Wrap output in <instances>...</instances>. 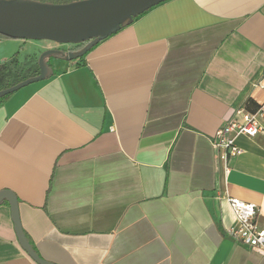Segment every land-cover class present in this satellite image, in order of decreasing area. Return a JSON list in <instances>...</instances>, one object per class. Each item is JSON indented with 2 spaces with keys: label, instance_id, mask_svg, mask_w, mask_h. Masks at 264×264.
Instances as JSON below:
<instances>
[{
  "label": "crops",
  "instance_id": "crops-1",
  "mask_svg": "<svg viewBox=\"0 0 264 264\" xmlns=\"http://www.w3.org/2000/svg\"><path fill=\"white\" fill-rule=\"evenodd\" d=\"M5 43L0 53L15 52ZM48 63L49 78L0 106V192L16 195L40 256L264 264L228 233L236 220L226 198L255 203L264 227V134L238 136L227 163L213 145L237 108L264 103V0H167L83 61ZM0 264H38L7 200Z\"/></svg>",
  "mask_w": 264,
  "mask_h": 264
},
{
  "label": "water",
  "instance_id": "water-1",
  "mask_svg": "<svg viewBox=\"0 0 264 264\" xmlns=\"http://www.w3.org/2000/svg\"><path fill=\"white\" fill-rule=\"evenodd\" d=\"M167 0H73L57 3L41 0H0V34L16 39L49 40L72 45L47 48L38 58L39 72L8 88L0 90V98L30 84L49 78L53 68L49 57L73 61L87 54L95 45L136 17ZM83 46L75 49L77 45ZM10 203L12 219L21 246L38 264H56L40 256L31 246L23 230L19 202L9 191L0 192V204Z\"/></svg>",
  "mask_w": 264,
  "mask_h": 264
},
{
  "label": "built area",
  "instance_id": "built-area-1",
  "mask_svg": "<svg viewBox=\"0 0 264 264\" xmlns=\"http://www.w3.org/2000/svg\"><path fill=\"white\" fill-rule=\"evenodd\" d=\"M258 134H264V103L255 113L242 106L237 108L233 117L217 130L213 145L219 151L220 159L227 163L230 157L240 153L235 144L238 136L254 137ZM226 198L236 220L235 225L228 228V233L264 255V227L258 225L259 207L233 196L228 195Z\"/></svg>",
  "mask_w": 264,
  "mask_h": 264
},
{
  "label": "rangeland",
  "instance_id": "rangeland-1",
  "mask_svg": "<svg viewBox=\"0 0 264 264\" xmlns=\"http://www.w3.org/2000/svg\"><path fill=\"white\" fill-rule=\"evenodd\" d=\"M0 40L1 41L5 40L7 42L5 44L14 45L16 47L15 52H13L11 48L9 49L6 47V49L2 53H0V57L10 56L9 58H7L10 59L13 55L17 53L20 58L24 59L28 55H32V54L37 55V59L35 60V63L31 65V67L26 68V70L23 72L24 79L33 76L39 72L38 58L41 52L43 51L42 49L60 48V47L67 48L68 46H70L68 44H58L49 40L16 39V38H9L3 36H0ZM52 59H53L52 57H49L47 60H52ZM3 61L4 60H1L0 63Z\"/></svg>",
  "mask_w": 264,
  "mask_h": 264
},
{
  "label": "trees",
  "instance_id": "trees-1",
  "mask_svg": "<svg viewBox=\"0 0 264 264\" xmlns=\"http://www.w3.org/2000/svg\"><path fill=\"white\" fill-rule=\"evenodd\" d=\"M41 1H53V2H57V3H63V2L73 1V0H41ZM147 11H145L144 13H146ZM141 15H139L138 17H140ZM138 17H136L135 19H137ZM0 36L7 37V36L2 35V34H0ZM82 46H83V44L77 45L75 47V49H80ZM86 55L87 54H85L84 56L79 58V60L83 61L84 57ZM36 59H37V55H35V54L28 55L27 57L22 59L16 53L10 59H7V60L1 62L0 63V90L8 88V87L24 80L23 72L26 70V68L31 67V65H33L35 63ZM11 95L12 94L1 97L0 98V106Z\"/></svg>",
  "mask_w": 264,
  "mask_h": 264
}]
</instances>
